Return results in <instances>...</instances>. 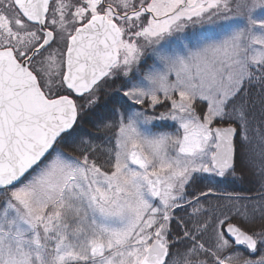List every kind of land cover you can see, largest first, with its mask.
<instances>
[{"label": "snow or ice", "instance_id": "obj_1", "mask_svg": "<svg viewBox=\"0 0 264 264\" xmlns=\"http://www.w3.org/2000/svg\"><path fill=\"white\" fill-rule=\"evenodd\" d=\"M0 264H264V0H0Z\"/></svg>", "mask_w": 264, "mask_h": 264}, {"label": "trees", "instance_id": "obj_2", "mask_svg": "<svg viewBox=\"0 0 264 264\" xmlns=\"http://www.w3.org/2000/svg\"><path fill=\"white\" fill-rule=\"evenodd\" d=\"M221 188H225L228 191H239V192H249L255 191V185L249 183L247 180L243 182H237L236 184H224L220 186Z\"/></svg>", "mask_w": 264, "mask_h": 264}]
</instances>
